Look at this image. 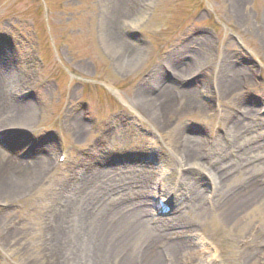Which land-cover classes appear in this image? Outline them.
<instances>
[{"label":"rangeland","instance_id":"obj_1","mask_svg":"<svg viewBox=\"0 0 264 264\" xmlns=\"http://www.w3.org/2000/svg\"><path fill=\"white\" fill-rule=\"evenodd\" d=\"M130 3L119 14L105 0H0V70L12 85L11 98L34 111L28 130L0 124L2 168L11 175L6 162L20 161L18 172L29 175L5 179L0 164V264H73L82 254L75 240L84 234L76 215L85 210L98 227L114 214L112 203L156 221L128 245L120 264L144 263L150 239L158 264H264V252L253 254L264 251V0ZM110 22L118 47L106 41ZM200 40L207 43L205 55ZM221 74L242 80L225 99L216 92ZM171 75L192 76L175 82ZM163 85L194 91L204 108L155 128L129 102ZM245 109L251 126L242 131L239 160L238 148L231 151L224 138ZM69 112L83 130L67 127ZM180 128L212 164L229 161L221 190L208 171L186 165L171 148ZM117 184L125 190L114 192ZM155 184L161 196L153 195ZM193 184L203 197L197 207L189 202ZM98 190L103 194L95 195ZM159 199L167 210L157 208ZM240 199L246 209L224 219L226 207ZM96 227L87 235L108 260L122 234Z\"/></svg>","mask_w":264,"mask_h":264},{"label":"bare ground","instance_id":"obj_2","mask_svg":"<svg viewBox=\"0 0 264 264\" xmlns=\"http://www.w3.org/2000/svg\"><path fill=\"white\" fill-rule=\"evenodd\" d=\"M105 1H110L115 5L116 9L115 12L122 14L124 10H127V6L132 5L133 3H130V0H105ZM115 23V22H114ZM115 28V24H112V22L109 23L106 29H104L105 32V37L106 41L108 44L113 45V47H118L119 45V40L116 37L115 31L113 32ZM117 32V31H116ZM199 40V39H198ZM197 47L202 50L203 54H206L207 51V43L203 42L200 40V42H197ZM190 46V45H189ZM188 45L184 44L183 47L184 49H189ZM2 48V47H1ZM4 49V47L2 48ZM187 51H190L187 50ZM197 53L198 48H197ZM197 55V54H196ZM197 55V56H198ZM196 56V58H198ZM200 57V56H199ZM205 57L201 56L198 60H204ZM201 62V61H198ZM174 69L171 70L172 75H174ZM182 71H186L185 69ZM176 74V73H175ZM171 75V76H172ZM192 75H184V76H172L170 77L173 79L175 82L182 81L184 78L190 77ZM183 78V79H182ZM143 82H148V78L144 79L141 81ZM242 80L241 78L239 79L238 76H231L228 77V75L221 74L218 78V87L216 89V92L219 93L220 97L222 98H227L229 94H231L234 89V86L237 85L238 83L241 84ZM161 89V90H160ZM158 89L160 90L157 92L156 96L154 95H147L146 92H141L139 94V97L137 99H131L129 102V105L139 111L144 118L145 121H148L149 124L151 123L155 128L160 129L161 127L168 126L169 119L171 117L174 118H180L182 116H185L187 114H198L204 107L202 104H200L197 101V98L195 97V92L194 91H179L175 87H172L171 85H166V86H161V88ZM12 85L6 80V77L4 76V72L0 70V124H6V126L11 127L9 129H20V130H28L33 126V121H34V111L33 107L29 105H24L20 102H16L11 98L12 94ZM71 112L68 113V118H67V127H69L71 130L72 129H77L83 130V125L81 123H78L77 117L70 116ZM249 114V111L247 109L242 111V116L241 118H236L227 126V133L225 134V142L227 145V148H229L231 151H238L234 157L238 158L240 160L241 154H244L242 151L239 152L240 147L244 144L243 141L245 140L244 135H242V131L245 128H249L248 126L251 125H246L244 123V117ZM72 115V114H71ZM79 133V132H77ZM105 144V138H101L100 140V145L104 146ZM171 148L173 151L177 152L178 155L180 156L182 161L186 162V165L188 164L191 167H200L203 171H208L207 173L211 176L212 180L214 181L217 190H221L229 181L227 180V173L231 170L230 167H226V164L229 163H222L221 166L220 164H212V161L210 159H206V157L203 154L199 153V149L196 145V139L195 137L185 134L183 129H177L175 130L173 137L170 142ZM224 147V145L219 144L220 147ZM251 151L254 149L253 146H250L249 148ZM4 156V155H3ZM0 161H3L1 158ZM20 162V161H19ZM18 161L11 162L8 161L6 162L9 167H11L12 174L8 175V169L5 167L2 168L3 163L1 162V168L2 171L1 173L4 174L6 177L5 179H9L12 175H25L27 174H22L18 171H20L21 168H17L16 164H20ZM211 166V167H210ZM16 167V170L14 168ZM45 167L40 166L39 170L44 171ZM32 172V171H31ZM14 173V174H13ZM36 174V173H35ZM29 176V175H28ZM14 178H17V176H13ZM18 179V178H17ZM85 182H82V184H87L86 181L87 178H84ZM82 185H79L76 187V192L80 193L82 191ZM161 187L159 185L154 186L153 190V195L154 196H161V192L163 190L160 189ZM190 195H189V202H191L192 207H197L201 205V202L203 201V197H201L199 189L193 184V186H190ZM125 188H122L121 185H115L113 187L114 192H122L124 191ZM246 189H243L240 191H244ZM228 191V190H227ZM249 191H251L249 189ZM107 192V191H106ZM109 192V191H108ZM164 192V191H163ZM176 191L173 190V194ZM75 193V194H77ZM129 193V192H127ZM239 194V192H237ZM236 193V194H237ZM253 195L260 196L263 195V193L259 192L258 195L256 192H251ZM96 194H103L101 191H97ZM111 194V193H108ZM236 194H231L229 195L228 200H233L232 198ZM122 195H127L126 193H123ZM120 195V196H122ZM152 195V196H153ZM252 194H249L248 198H252ZM94 194H91V197H93ZM254 196V197H255ZM242 196L241 198H243ZM127 197L126 200L127 202L129 201ZM133 198H131L132 200ZM116 200V199H115ZM145 200V199H144ZM173 200V199H172ZM244 200H235L231 205L227 206L225 209V217L224 219H228L229 217L232 218L233 216L241 213L243 210L246 209L248 203H244ZM145 201H136L134 203L135 209H139L144 206ZM113 206H115V211L114 214L111 215L110 219L107 221L105 224H101L98 227H96V224H89L91 221L92 217L89 218L87 217L89 213H86L85 210L81 211V213H78L77 216V221H78V226H79V233L80 231L84 234L78 236V239L75 240L77 247H74L76 249V252L78 250L82 251L81 256H75L76 259L74 258L73 264H120L123 262L127 257V247L134 242L135 239L141 237V235L146 234V232L151 228L155 227L153 224L156 223L155 218L152 217L151 219H143L142 214L137 215L135 211L132 209H123L120 207L118 204L112 203ZM68 202H66L63 211H68ZM144 214V213H143ZM90 219V220H89ZM88 222V223H87ZM152 224V225H150ZM151 226V227H150ZM97 232H101V234L106 232V234H112L116 236V234H122V237H119V239L123 242L121 247L117 250L116 253L111 254L109 256V259H105V254L104 249L102 250V247H99L97 243L94 242L93 239V234L87 235L91 232V229H95ZM153 231V230H152ZM151 231V232H152ZM79 235V234H77ZM85 236V237H84ZM110 236V235H109ZM83 237V238H82ZM108 237V236H107ZM79 238H82L79 240ZM151 243H148L146 246V249L142 254H144L143 259H145L144 263L142 264H158L159 263V257H157V253L154 252L152 247L153 239H150ZM188 249V248H187ZM185 250V246H184ZM80 252V251H79ZM264 251L260 249L255 250L253 254L258 255L259 253H263ZM81 253V252H80ZM111 257L113 258L112 261ZM118 260V261H117Z\"/></svg>","mask_w":264,"mask_h":264}]
</instances>
